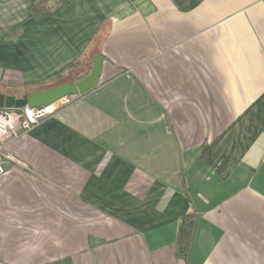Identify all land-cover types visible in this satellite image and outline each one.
I'll use <instances>...</instances> for the list:
<instances>
[{"label":"crops","instance_id":"0c3cea01","mask_svg":"<svg viewBox=\"0 0 264 264\" xmlns=\"http://www.w3.org/2000/svg\"><path fill=\"white\" fill-rule=\"evenodd\" d=\"M94 56L99 84L5 146L0 264H264L263 0H0L8 100Z\"/></svg>","mask_w":264,"mask_h":264},{"label":"built area","instance_id":"2783aa9c","mask_svg":"<svg viewBox=\"0 0 264 264\" xmlns=\"http://www.w3.org/2000/svg\"><path fill=\"white\" fill-rule=\"evenodd\" d=\"M264 4V0H263ZM73 97H63L55 103L41 107L24 105L20 108L0 109V176L5 173L4 165L9 162H19L5 146L31 131L44 119L73 102Z\"/></svg>","mask_w":264,"mask_h":264},{"label":"water","instance_id":"95a60500","mask_svg":"<svg viewBox=\"0 0 264 264\" xmlns=\"http://www.w3.org/2000/svg\"><path fill=\"white\" fill-rule=\"evenodd\" d=\"M102 70L103 58L101 56H94L91 70L84 78L74 83H64L45 90L33 92L25 99L26 104L30 107H41L55 103L63 97L85 95L99 84ZM13 101L0 95V109L13 108Z\"/></svg>","mask_w":264,"mask_h":264},{"label":"trees","instance_id":"16d2710c","mask_svg":"<svg viewBox=\"0 0 264 264\" xmlns=\"http://www.w3.org/2000/svg\"><path fill=\"white\" fill-rule=\"evenodd\" d=\"M79 62H73L71 63L66 70V74H74V72L76 71L77 67L79 66ZM93 64V62H92ZM92 64L89 68V70L86 72L85 75H81V76H77V78H74V82H77L79 80H81L82 78H84L89 71L91 70ZM76 96H74L73 98H75ZM14 105L13 108H20L24 105H26V100L25 99H19V100H15L13 101ZM196 221H197V217L195 215V213L190 212L186 215H184L181 219H180V224H179V229H178V233H177V241H176V249H177V255L178 257H180L181 259L188 261L189 259V255H190V250L192 247V242H193V237H194V231H195V225H196Z\"/></svg>","mask_w":264,"mask_h":264}]
</instances>
